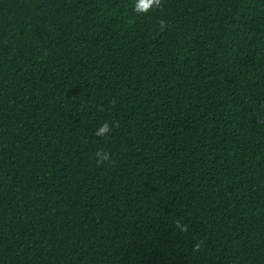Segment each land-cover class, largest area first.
I'll return each instance as SVG.
<instances>
[{
  "label": "trees",
  "instance_id": "1",
  "mask_svg": "<svg viewBox=\"0 0 264 264\" xmlns=\"http://www.w3.org/2000/svg\"><path fill=\"white\" fill-rule=\"evenodd\" d=\"M0 264H264V0H0Z\"/></svg>",
  "mask_w": 264,
  "mask_h": 264
},
{
  "label": "clouds",
  "instance_id": "2",
  "mask_svg": "<svg viewBox=\"0 0 264 264\" xmlns=\"http://www.w3.org/2000/svg\"><path fill=\"white\" fill-rule=\"evenodd\" d=\"M106 127H107L106 125L103 126V127L100 129V132L103 133L104 131H106ZM105 158H106V157H105Z\"/></svg>",
  "mask_w": 264,
  "mask_h": 264
}]
</instances>
